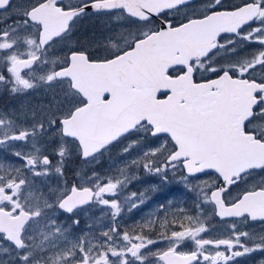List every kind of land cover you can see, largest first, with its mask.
Returning <instances> with one entry per match:
<instances>
[{
	"label": "snow or ice",
	"instance_id": "1",
	"mask_svg": "<svg viewBox=\"0 0 264 264\" xmlns=\"http://www.w3.org/2000/svg\"><path fill=\"white\" fill-rule=\"evenodd\" d=\"M0 89V264H264V0H0Z\"/></svg>",
	"mask_w": 264,
	"mask_h": 264
},
{
	"label": "flooded vegetation",
	"instance_id": "2",
	"mask_svg": "<svg viewBox=\"0 0 264 264\" xmlns=\"http://www.w3.org/2000/svg\"><path fill=\"white\" fill-rule=\"evenodd\" d=\"M9 22H11V21H9ZM16 100H18V98H13L10 95H8L7 93H5L3 89H0V109L14 107L12 105V103L15 102ZM38 101L40 103L41 102H46V100H44V94L40 95V97L38 98ZM22 102H24V101H21L20 103H22ZM30 102L33 103V104H37L36 102H33V101H30ZM78 165H79V161H76L74 163H70L69 164V171L67 172V178L69 180V185L71 184L72 177H73L72 169H75ZM99 167H100V164L98 166H95L94 170L95 171H99L98 170ZM89 174H90V172H89ZM202 178H204V177H202ZM144 181L158 182V178H156V177H146V178L142 179L141 182H135V183H133V184H131L129 186L128 192H132V191L139 192V191H142L145 187L140 186V184H142ZM51 183L55 184L56 183L55 179H53L51 181ZM238 191H240V189L234 188L232 190V195H235ZM165 192H168L169 195L165 196L164 195ZM151 195H152L153 198H152V201L148 204L147 207H149L151 203H153L156 206H158L159 204L165 203L169 199L174 200V201H180L181 203H185L186 206H191V204H192V195L193 194L185 193V191L183 189V186L175 183V181L173 180V183L169 184L167 187L162 189L160 192L155 193V194H151ZM145 208L146 207H142L140 210H143ZM135 213H136V221H138L141 218V216H144L139 210L136 211ZM90 215H94L96 217H99L101 215V213H100L99 210H93L90 213ZM83 218H85V216H84L83 213H81L80 214L81 222H82ZM60 220L64 221L65 220V215L60 216ZM120 222H121V228L123 229L129 223V219L128 218H121ZM68 223H70V221ZM216 223H217V221L213 220V224H216ZM78 228H75L74 231L76 232L78 230ZM160 247H163V245H160ZM248 264H251V262H248Z\"/></svg>",
	"mask_w": 264,
	"mask_h": 264
},
{
	"label": "rangeland",
	"instance_id": "3",
	"mask_svg": "<svg viewBox=\"0 0 264 264\" xmlns=\"http://www.w3.org/2000/svg\"><path fill=\"white\" fill-rule=\"evenodd\" d=\"M42 94H43L42 92H37V93H34L32 96L27 97V98H26V97H25V98H18V100H16L15 102H13L12 105H13V106H18L19 103H20L21 101H24V100H27V101H33V102H36V103L38 104V103H40V102L38 101V98H39L40 95H42ZM126 143H127V141H125V144H126ZM117 152H119V149H118V148L115 149V150L113 151L112 156H113V157H116ZM137 154H138L137 152L133 151V152H132V155L129 156V157H127V158H128V159H131V158L135 157ZM110 163H111V161H110V160L108 159V157L106 156V157L101 161V163H100V167L98 168L99 171H97V172H100L101 174H103L104 170L108 168V166H109ZM140 176H141V180L144 179V178H146V177H148V176H146V175L143 173L142 170H141V172H140ZM203 179H207V177H204ZM155 183H158V182L144 181L142 184H140V186L146 188V187H148L149 185H151V184H155ZM167 201H168V200H167ZM167 201H166L165 203H167ZM156 207H158V206H156L155 204L151 203L149 207H146L145 209H143V210H139V211H140L143 215H146L148 212H151V211H152L153 209H155ZM135 212H136V211H134V213L131 214V215L126 214V215H124V216L122 217V218H128V219H129V223L127 224V226H131L133 223L136 222V213H135ZM87 224H88V220H87V218L85 217V218L82 219V222H81V224H80L78 230L76 231V234H80V230L85 229ZM127 226H126V227H127Z\"/></svg>",
	"mask_w": 264,
	"mask_h": 264
}]
</instances>
